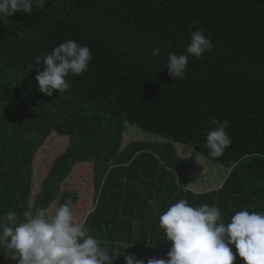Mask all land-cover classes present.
I'll use <instances>...</instances> for the list:
<instances>
[{"label":"trees","instance_id":"trees-1","mask_svg":"<svg viewBox=\"0 0 264 264\" xmlns=\"http://www.w3.org/2000/svg\"><path fill=\"white\" fill-rule=\"evenodd\" d=\"M195 30L213 48L189 56L185 78L172 80L161 66ZM67 40L88 46L93 59L68 77L70 90L46 96L35 58ZM213 118L229 122L232 140L219 157L205 144ZM126 125L162 141L124 142ZM50 134L65 145L32 193V160ZM178 146H190L197 164L181 160ZM200 159L223 175L192 190ZM85 163L97 195L83 223L112 264H125L123 253L145 264L166 259L159 215L180 199L216 204L226 222L236 211L264 212V0H47L0 22V217L23 219L29 208L73 198L62 187ZM234 264L244 261L237 255Z\"/></svg>","mask_w":264,"mask_h":264},{"label":"clouds","instance_id":"clouds-1","mask_svg":"<svg viewBox=\"0 0 264 264\" xmlns=\"http://www.w3.org/2000/svg\"><path fill=\"white\" fill-rule=\"evenodd\" d=\"M47 0H0V22L18 12L30 14L33 8L44 9ZM17 37L23 38V31ZM183 53L169 52L166 68L172 80H183L189 56L200 59L213 48L200 30L190 32ZM159 48L152 50L158 56ZM93 57L88 46L67 40L54 46L35 63L38 91L51 97L71 89L69 76L88 71ZM31 68V65H29ZM42 69V71L40 70ZM206 132L205 144L211 157H219L232 140L228 121L213 118ZM155 208L154 202H149ZM159 227L170 243L167 258H149L146 264H264V212L236 211L226 222L216 204L192 206L185 199L170 204L159 215ZM0 254L14 264H112V255L102 246L84 223L77 221L67 204L55 207L49 214L44 209L29 208L23 219L13 211L0 217ZM125 264H145L134 255H124Z\"/></svg>","mask_w":264,"mask_h":264},{"label":"rangeland","instance_id":"rangeland-1","mask_svg":"<svg viewBox=\"0 0 264 264\" xmlns=\"http://www.w3.org/2000/svg\"><path fill=\"white\" fill-rule=\"evenodd\" d=\"M126 133L127 137L124 139L126 142L127 138H131V140H136L139 142H156L159 143L162 140L159 138L149 135L147 133L141 132L139 130H135L134 127L130 125H126ZM50 144L47 147H44L41 152L37 153L32 160V174H33V186L32 193H37L40 189L41 181L45 178L47 173V167L49 163L54 158V149L59 151L65 142L60 140L59 137L50 134ZM175 150V149H174ZM181 160L184 159L185 163L197 164L195 156H197L191 149L190 146L180 147L178 146L177 154ZM201 163L195 165L197 168H194L197 171V178L195 179V183L192 181L189 183V188L194 190L195 188L200 189L203 184H213L216 180H220L223 175V169L213 163L205 161L204 159H200ZM90 167L88 163L80 164V166L74 167L72 173L69 175L68 180L65 182V186L62 187V191H69L74 194L73 198H66L63 200L61 204H67L70 208H72L73 213L78 222L83 223L86 216L93 209L95 205V196L97 195L93 189V185L90 179ZM205 182H208L205 184ZM201 186H200V185ZM203 190H199L201 192ZM61 204H54L49 207L46 211L51 214L55 207L60 206ZM2 264H14L13 261L5 259Z\"/></svg>","mask_w":264,"mask_h":264},{"label":"crops","instance_id":"crops-1","mask_svg":"<svg viewBox=\"0 0 264 264\" xmlns=\"http://www.w3.org/2000/svg\"><path fill=\"white\" fill-rule=\"evenodd\" d=\"M4 261H5V260H4ZM4 261H3V262H4Z\"/></svg>","mask_w":264,"mask_h":264}]
</instances>
